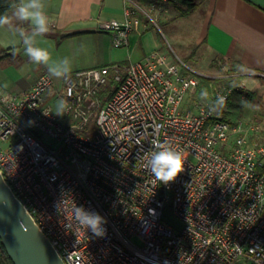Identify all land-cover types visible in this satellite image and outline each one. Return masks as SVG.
<instances>
[{"label": "built area", "instance_id": "built-area-1", "mask_svg": "<svg viewBox=\"0 0 264 264\" xmlns=\"http://www.w3.org/2000/svg\"><path fill=\"white\" fill-rule=\"evenodd\" d=\"M167 1L124 0L123 20L100 29L127 46ZM200 75L155 50L65 73L58 88L44 73L0 90V172L66 264H264V117L231 121L209 97L191 100ZM231 92L218 84L212 95L225 105ZM155 145L184 158L168 185L145 166ZM167 205L181 227L165 220ZM75 206L105 219L103 237L78 226Z\"/></svg>", "mask_w": 264, "mask_h": 264}, {"label": "crops", "instance_id": "crops-1", "mask_svg": "<svg viewBox=\"0 0 264 264\" xmlns=\"http://www.w3.org/2000/svg\"><path fill=\"white\" fill-rule=\"evenodd\" d=\"M42 2L50 28L45 36H36L34 43L46 48L54 62L67 58L70 72L111 62L128 64L155 50L181 59L199 73L214 67L215 60L229 59L244 67L240 84L246 92H258L259 98L253 104L264 114V0H205L185 16L177 15L172 2H163L156 15L167 29L172 50L165 48L154 25L142 23L119 52L114 47L113 34L102 31L100 23L123 20L124 0ZM14 10L8 14L11 23L0 26V52L5 51L0 59V90L23 91L49 72L47 66L32 63L25 54L19 32L32 35L33 26L16 20ZM218 65L224 64L218 61ZM53 78L60 83L63 80Z\"/></svg>", "mask_w": 264, "mask_h": 264}, {"label": "clouds", "instance_id": "clouds-1", "mask_svg": "<svg viewBox=\"0 0 264 264\" xmlns=\"http://www.w3.org/2000/svg\"><path fill=\"white\" fill-rule=\"evenodd\" d=\"M13 16L16 20L28 22L33 26L32 35H26L23 31L19 32L25 46V54L32 63L47 66L49 74L56 78H62L66 72L71 71L67 58L54 62L51 53L46 48L39 47L34 43L36 36H45L50 28L49 17L42 0H20L15 7ZM10 23L11 18L8 15H0V26ZM201 95L204 97L207 92H202ZM218 102L223 106L224 98L220 97ZM66 109L67 102L61 99L58 101L55 113L63 115ZM154 147L157 150L151 153L145 166L158 181L163 185H168L184 171V158L180 152L174 151L170 147L163 145ZM73 214L78 226L83 230L90 231L96 237L105 235L106 230L103 228V224L106 221L101 215L87 212L81 206H75Z\"/></svg>", "mask_w": 264, "mask_h": 264}, {"label": "water", "instance_id": "water-1", "mask_svg": "<svg viewBox=\"0 0 264 264\" xmlns=\"http://www.w3.org/2000/svg\"><path fill=\"white\" fill-rule=\"evenodd\" d=\"M0 239L14 264H66L1 172Z\"/></svg>", "mask_w": 264, "mask_h": 264}, {"label": "trees", "instance_id": "trees-1", "mask_svg": "<svg viewBox=\"0 0 264 264\" xmlns=\"http://www.w3.org/2000/svg\"><path fill=\"white\" fill-rule=\"evenodd\" d=\"M205 0H170L174 8L177 11L178 16H185L193 12L198 6H200ZM20 0H0V15L12 12L15 9L16 5ZM5 51L0 52V59L4 57ZM195 55V52L192 53V57ZM188 61V59L186 60ZM218 61H221L224 65L228 67L225 71V75L220 77H213L207 75L199 76V84L196 90L193 92L191 100L200 101L202 99V92H207V97L210 98V102L215 104L216 111L218 114H221L225 119L231 121H237L241 119L244 110L249 105L253 104L258 98L257 91H245L243 88L239 87L241 79L244 77L243 70L244 67L241 63L229 59H219L215 60L213 66L220 69ZM218 83H223L227 87L232 88V92L229 95L228 101L226 103L227 108H224L221 105H218L212 95V91L215 85ZM114 88V87H112ZM112 94V91L109 95L104 94V101L109 98ZM0 264H14L11 257L8 255L4 245L0 239Z\"/></svg>", "mask_w": 264, "mask_h": 264}, {"label": "rangeland", "instance_id": "rangeland-1", "mask_svg": "<svg viewBox=\"0 0 264 264\" xmlns=\"http://www.w3.org/2000/svg\"><path fill=\"white\" fill-rule=\"evenodd\" d=\"M154 27H155L154 29H157L159 31V34L162 36L161 37V41L164 43L165 48L167 50L171 51L172 50V47H171V45L169 43V40H168L167 29L164 27L162 21L160 19H158V25H155ZM114 47H116L115 49H117L118 52H119V50L120 51H123V48H124V47H117L115 45H114ZM177 53H179V55L181 54L180 51H178V50H177ZM114 63H120V62H111V63H108L107 65H111V64H114ZM202 75H207V76H210V77L211 76H213V77H217V76L220 77V76L225 75V71L222 70V69H218L216 67H212V68L210 67L207 70L203 71L202 72ZM59 83L60 82L58 81L57 82V88L59 87ZM218 84H223V83H218ZM112 87H113L112 84H110L108 86V88H107L110 91V93L113 90ZM107 95H109V93ZM48 102L50 104H52L55 109L57 108V104L58 103H57V100H56V91L51 92V94H50V96L48 98ZM223 107L224 108H227L226 104L223 105ZM261 113H262V111L260 109H258L256 106H254V104H251V105H249L248 107L245 108L244 113H243L241 119L243 118V119H245L246 121H249V122H257L258 120H262L263 119V117L261 118V116L262 115L264 116V114L261 115ZM237 120H239V119H237ZM164 218H165V220L167 222H169L170 224H172L176 228L181 227L182 224H183L182 221L174 214V212H173V210H172V208H171L170 205H167L165 207V210H164ZM132 241L136 245L142 246V242H141L140 238L134 236L132 238Z\"/></svg>", "mask_w": 264, "mask_h": 264}]
</instances>
